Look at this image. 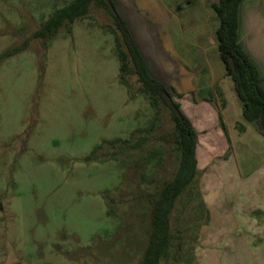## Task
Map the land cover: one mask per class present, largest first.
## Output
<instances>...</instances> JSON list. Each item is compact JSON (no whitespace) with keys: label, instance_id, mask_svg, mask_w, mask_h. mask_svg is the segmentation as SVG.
I'll use <instances>...</instances> for the list:
<instances>
[{"label":"rangeland","instance_id":"rangeland-1","mask_svg":"<svg viewBox=\"0 0 264 264\" xmlns=\"http://www.w3.org/2000/svg\"><path fill=\"white\" fill-rule=\"evenodd\" d=\"M71 1L0 0V264H141L153 201L178 170L169 110L162 105L155 112L139 92L136 76L128 77L130 91L121 83L112 20L103 8H93L53 38L33 37ZM115 1L124 16L135 13L158 23L162 33L159 24L174 22L169 55L181 59L200 82L205 75L208 85L224 89L218 104L233 108L226 119L234 164L246 176L259 164L253 156L257 129L242 119L234 84L223 74L219 20L211 8L218 0ZM241 20L249 30L253 22L264 24V0H244ZM155 46L162 49L158 40ZM261 47L250 43L264 57ZM163 63V83L172 88L171 73L179 65ZM242 122L246 137L240 133ZM141 137L146 141L133 149ZM199 138L202 177L207 166L226 162L231 149L224 139ZM114 139L121 142L110 146ZM222 181L235 182L213 179ZM225 193L232 198L235 192ZM204 214L194 184L171 213L176 245L160 264H192L195 220Z\"/></svg>","mask_w":264,"mask_h":264},{"label":"crops","instance_id":"crops-1","mask_svg":"<svg viewBox=\"0 0 264 264\" xmlns=\"http://www.w3.org/2000/svg\"><path fill=\"white\" fill-rule=\"evenodd\" d=\"M260 8L254 7V11ZM121 15L126 20L147 62L151 76L164 82L165 79L162 75L164 60L172 62V65L178 63L179 68L171 73V78L175 82L171 87L177 94L181 95L178 102L185 114L191 119L198 133V143L199 136L205 134L207 141L224 139L228 145L227 150L231 149V154L226 162L220 164L216 162V164L207 166L202 177H199L197 192L201 198L205 214L203 218L195 220L197 230L189 251L191 263L264 264V137L257 130L254 132L255 154L253 156L259 164L246 176H243L240 169L237 168L238 166L234 164L236 158L232 152L234 150L232 132L226 119V113L232 115L233 108L230 107L229 103H225L223 108L219 107L218 96L225 94L222 87L217 90L214 86L208 85L206 82L208 76L205 75H203L205 80L200 82L199 76L184 67L181 59L176 62L170 57L169 53L172 51V46L169 37L174 22L170 25L172 20H168L166 23L159 24V27H163L164 32L162 33L161 29L158 28V23H155L156 26H154L146 18L135 13L130 18L122 13ZM251 25L252 28L250 29L252 30L247 29V23H242L240 12L239 41L257 65L262 78V76L264 77V57L260 55L259 50H252L250 43L253 42V45L264 47V24L263 22L258 24L253 22ZM175 29L174 25L173 32ZM242 29L244 31V43L241 41ZM157 40L162 44L161 50L155 46ZM165 53L167 58L164 57ZM223 74L225 79L228 78L226 72ZM241 117L243 119L242 107ZM221 118L224 119L226 132L221 126ZM242 125L244 129L240 133L246 137L249 130L243 122ZM199 171L201 174L200 169ZM216 176L223 179L225 176L229 181L234 180V185L223 181L213 182ZM226 189L234 190V197L227 196ZM190 199L193 200V198Z\"/></svg>","mask_w":264,"mask_h":264},{"label":"trees","instance_id":"trees-1","mask_svg":"<svg viewBox=\"0 0 264 264\" xmlns=\"http://www.w3.org/2000/svg\"><path fill=\"white\" fill-rule=\"evenodd\" d=\"M243 0H218L211 8L219 20L216 29V41L219 58L225 67L226 76L234 84V90L242 103L243 119L253 124L264 137V87L260 72L239 41L240 12ZM93 8H103L112 20L109 27L114 37L116 54L120 63V81L130 91L132 88L128 77L136 76L140 84L139 92L149 101L158 114L162 105L169 110L173 126L171 142L179 157V166L174 178L167 182L151 208V233L149 243L141 264H160L162 258L174 246L170 227V216L177 200L188 194V190L197 185L200 171L198 168L197 146L198 133L191 119L182 110L177 94L160 80L151 76L147 62L136 43L133 34L115 0H72L53 14L37 30L35 39H50L65 26L87 18ZM221 126L226 132L224 119ZM240 130L244 129L240 125ZM146 141L145 137L137 139L131 147L138 148ZM121 142L114 139L107 142L115 146ZM124 142L127 143L125 140ZM101 147H97L95 156ZM92 157H89L90 160Z\"/></svg>","mask_w":264,"mask_h":264}]
</instances>
